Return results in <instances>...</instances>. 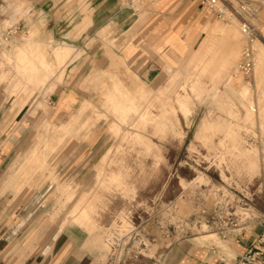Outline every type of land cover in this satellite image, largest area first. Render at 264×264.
<instances>
[{"label":"rangeland","instance_id":"1","mask_svg":"<svg viewBox=\"0 0 264 264\" xmlns=\"http://www.w3.org/2000/svg\"><path fill=\"white\" fill-rule=\"evenodd\" d=\"M221 1L223 16L208 7H204V12L211 25L236 28L234 41L231 40L236 44V55L231 63L224 62L230 40L222 39L205 55L196 57L199 42L189 56L172 52V69L161 57L165 71L161 81L151 88L140 85L135 89L137 80L144 81L123 65L115 72H99L97 79L88 80V70L76 75L71 65L75 57L70 56L75 47L71 45L62 83L72 82L74 88L67 91L75 99L59 109L58 96L63 90L49 89L56 78L54 73L42 90H34L20 115L17 125L22 130L26 127L27 133L21 138L17 161L37 145L40 137L56 141L57 124L76 114L85 99L102 109L101 90L112 88L114 80L133 90L129 96L138 97L133 115L124 124V137H116L110 130L114 117L109 115L78 134L67 136L50 153L48 163L55 181L70 185V200L57 190L48 172L45 176L42 171L37 172L28 186L48 193L51 218L61 215L62 223L75 220L93 225V213L97 227L86 229L92 236L102 235L109 244L98 246L100 264H169L167 252L181 240L203 242L199 238L202 234L216 238L213 232L225 233L264 218V0ZM9 22L6 20L0 28V58L36 34L33 30L26 35L18 22ZM244 23L251 28L252 42L243 32ZM216 36H222L221 32ZM55 46L51 42L48 48ZM247 46L253 51V64L249 72H244L239 63ZM4 64L0 76L2 72L7 77L0 78L1 95L6 102L14 98L12 108L17 106L20 110L25 105L18 102V93L30 85L16 75L11 62L5 60ZM170 74L171 85H163ZM25 115L29 119L26 125L22 122ZM92 115L93 110L88 109L80 121ZM95 128L102 130L103 137L84 147L86 134ZM239 143L256 149L257 166L253 170L246 159L230 152L231 146ZM109 149L105 171L113 173L101 170L99 179L98 166ZM73 152L79 154L71 161V169L62 170ZM15 169L9 173H15ZM74 206L82 209V215L69 216Z\"/></svg>","mask_w":264,"mask_h":264},{"label":"crops","instance_id":"2","mask_svg":"<svg viewBox=\"0 0 264 264\" xmlns=\"http://www.w3.org/2000/svg\"><path fill=\"white\" fill-rule=\"evenodd\" d=\"M144 12L148 14L141 15ZM21 13L23 16H20ZM6 20L18 22L19 26H23L26 35L35 30L34 38L37 40L47 39L56 46L61 43L74 46L76 50L74 49L70 56L75 59L71 65L76 75L88 70V80L94 77L97 79L99 72L111 73L120 65L126 66L144 81L137 80L135 89L141 86L143 89L151 88L150 86H155L161 81L165 73L160 63L161 57L166 59L168 68L172 69L175 67L172 52L182 57L189 56L201 41L203 44L196 50V57L205 55L222 39L230 40V43L228 42L230 50L224 55V62L231 63L236 55V50L234 51L236 44L231 42L237 33L236 28L211 25L200 0H0V28ZM218 32H221L222 36L217 37ZM169 81L163 85L167 83L171 85V74ZM114 82L112 88L103 87L101 90V95L105 97L102 109H98L90 99H85L71 120L57 124L58 126L72 124V127L63 133V138L58 144L67 136L78 134L82 129H88L109 115H114V121L110 125L113 134L116 137L125 136L124 122L133 115L138 97L129 96L132 89L123 85L120 80ZM71 83L63 84L61 81L54 87V91L63 90L58 96L59 109L68 105L71 99H75L67 91L74 88ZM10 100L4 101L0 92V264H100L96 235L92 236L87 230H94L97 227L93 213L91 214L95 221L93 225H82L75 220L62 223L61 215L51 218L47 204L48 193L42 188L28 187L32 183V177L39 170L42 171V176L48 172L55 180L48 158L58 144L46 152L48 156L45 165L36 167L37 169L33 170L26 164L34 148L17 161L16 155L22 149L21 138L27 133V128L22 130V126H18L17 123L28 103L18 110L17 106L12 108L14 98ZM117 100L122 104L119 106L123 107L124 112L117 108ZM5 104L10 106L5 108L3 106ZM88 109L93 110V115L81 122L79 118ZM254 116L255 114L252 119ZM22 122L25 125L29 122L27 115ZM86 137L84 147L91 142L98 143L103 133L102 130L95 128L90 130ZM43 147L42 145L37 153L43 152ZM110 151L109 149L101 158L97 172L99 179L101 169L106 172L105 163L109 159ZM230 152L246 159L249 169L253 170L257 166L255 148H247L239 143L231 146ZM73 153L62 170L71 169V161L79 154ZM45 167L49 170L46 171ZM13 169L16 170L15 173L10 174L9 170L12 172ZM24 171L26 173H23ZM112 171L106 173L112 174ZM120 173L123 175L121 170ZM59 183L56 182L57 190L64 192L63 194L70 200L73 197L70 185L61 181ZM71 213H74L72 216H80L82 209L74 206L69 216ZM213 233L216 234V238H207L208 234H202L199 238L203 242L191 239L177 242L167 252L168 263L240 264L242 254L264 233V218L248 221L243 227L230 229L225 233Z\"/></svg>","mask_w":264,"mask_h":264},{"label":"bare ground","instance_id":"3","mask_svg":"<svg viewBox=\"0 0 264 264\" xmlns=\"http://www.w3.org/2000/svg\"><path fill=\"white\" fill-rule=\"evenodd\" d=\"M11 3V2H10ZM24 4V3H23ZM23 9V8H22ZM27 9V8H26ZM85 10V8H84ZM23 13V12H22ZM41 20V19H40ZM41 22V21H40ZM11 22H9L10 24ZM78 30V29H77ZM33 31V30H32ZM35 31V30H34ZM103 34V33H102ZM51 42L46 39L44 40H36L34 37L32 39H25L24 43L21 45H16L10 48L8 51L3 53V56L0 58V67L4 64L5 60L12 63L16 75H18L19 78L25 80L30 86L29 88L24 89L23 91H20L18 93V102L21 104V106L27 104L29 99L32 97L34 90H42L45 86V82L49 80V78L54 74L56 78L53 77V81L50 83L49 89H53L58 83L62 81L64 67L67 63V57L71 52L72 46L68 43H65L63 45H57L55 47H52V49L49 50ZM203 42L201 41V45ZM200 45V46H201ZM199 46V49L201 48ZM198 49V50H199ZM52 50V51H51ZM74 50V49H73ZM76 50V49H75ZM73 52V51H72ZM78 54V52L76 53ZM80 54V52H79ZM258 55V54H257ZM72 57V56H71ZM119 57V56H118ZM123 61V60H122ZM258 63V58L256 59L255 65ZM5 65V64H4ZM5 69V68H3ZM12 69V70H14ZM6 70V69H5ZM10 70V69H8ZM8 72V71H7ZM14 75V74H13ZM15 76V75H14ZM7 77V74H2L0 78L4 80V78ZM9 77V76H8ZM14 83V81L12 82ZM18 84V83H17ZM115 84V83H114ZM133 91V90H132ZM113 93V92H112ZM124 94V93H122ZM114 94H112L113 97ZM116 96V95H115ZM114 96V97H115ZM119 96V95H118ZM117 96V97H118ZM145 96V95H144ZM14 97V96H13ZM122 97V95H121ZM105 98V97H104ZM108 98V97H107ZM119 98V97H118ZM117 98V99H118ZM105 101V100H104ZM117 108L124 112V109L121 103H119V100H117ZM113 103V102H112ZM116 103V102H115ZM105 105V104H104ZM148 105V104H147ZM84 107V106H83ZM87 107V106H86ZM85 107V109H86ZM83 109V108H82ZM81 109V110H82ZM112 109V107H111ZM129 110V109H128ZM10 111V110H9ZM12 112V111H11ZM132 112V111H131ZM103 113V112H102ZM114 113V112H113ZM118 113V112H117ZM141 113V112H140ZM126 114V112H125ZM78 115V114H77ZM76 115V116H77ZM103 115V114H102ZM120 114H118L119 116ZM137 115H139L137 113ZM74 116V115H73ZM80 116V115H79ZM114 116V115H113ZM117 116V115H115ZM129 116V115H128ZM127 116V117H128ZM120 117V116H119ZM136 118V116L134 117ZM72 118H70L71 120ZM75 119V118H74ZM78 119V118H77ZM80 119V118H79ZM127 119V118H125ZM122 120V119H121ZM124 120V119H123ZM134 121V120H133ZM123 122V121H122ZM97 123V122H96ZM127 122H124L126 124ZM75 124V123H74ZM46 125V124H45ZM72 125V124H71ZM70 124L66 125H59L57 129V136L56 141H49L44 140L43 138H39L37 145L33 149L32 155H30V158L27 160V165L30 166V168L37 169L36 167H41L45 165L46 161V152L48 150H51L60 142L63 138V133L70 127H72ZM208 124H204V127H207ZM145 127V126H144ZM163 132V131H162ZM153 135V134H152ZM159 135V133H158ZM116 136V135H115ZM55 139V138H54ZM53 139V140H54ZM151 142V141H150ZM141 144V143H140ZM154 144V143H153ZM156 144V143H155ZM44 146V151L41 153H37L41 146ZM248 159V158H247ZM26 160V159H25ZM251 161V160H250ZM248 160V162H250ZM24 162V161H23ZM47 163V162H46ZM23 164V163H22ZM48 166V163H47ZM29 168V169H30ZM47 171L49 170L47 167H45ZM28 169V168H26ZM102 170V169H101ZM22 171V170H21ZM31 170H29L30 172ZM36 171V170H35ZM34 171V172H35ZM40 171V170H39ZM23 173H26L25 171ZM31 173V172H30ZM28 174V173H27ZM49 174V173H48ZM98 174V173H97ZM16 175V174H15ZM18 175V174H17ZM22 175V174H21ZM53 175V174H52ZM19 176V175H18ZM28 176V175H27ZM45 176V175H44ZM22 177V176H21ZM50 177V176H49ZM14 178V177H13ZM20 178V176H19ZM117 176L114 177L116 179ZM27 179V178H26ZM16 180V179H15ZM20 180V179H19ZM23 180V179H22ZM55 181V180H54ZM16 182V181H15ZM57 182V181H56ZM59 183V181H58ZM62 183V182H61ZM64 183V182H63ZM60 184V183H59ZM15 185V184H14ZM13 185V186H14ZM21 185V184H19ZM65 185V184H64ZM60 185H58L59 187ZM20 187V186H19ZM15 188V187H14ZM66 188V187H65ZM59 190V189H58ZM58 192V191H57ZM62 192V191H61ZM64 193V192H63ZM66 193V192H65ZM87 205V204H86ZM85 207V206H84ZM82 215V214H81ZM91 217V216H90ZM211 235V234H209ZM96 241L99 243V245L103 247H108V243L103 239L102 235H97ZM93 240V239H92ZM95 241V242H96ZM95 244V243H94Z\"/></svg>","mask_w":264,"mask_h":264},{"label":"built area","instance_id":"4","mask_svg":"<svg viewBox=\"0 0 264 264\" xmlns=\"http://www.w3.org/2000/svg\"><path fill=\"white\" fill-rule=\"evenodd\" d=\"M201 5L210 8L218 16H223L225 13L221 0H200ZM251 11V9H250ZM243 32L249 36L252 42V31L247 23L242 26ZM253 64V51L251 47L247 46L243 51V58L239 63L240 70L249 72ZM238 224H235L237 226ZM240 264H264V233L261 234L257 240L247 248L244 254L239 259Z\"/></svg>","mask_w":264,"mask_h":264}]
</instances>
